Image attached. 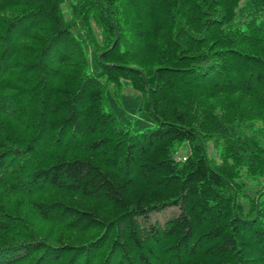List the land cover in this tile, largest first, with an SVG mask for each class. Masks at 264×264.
Returning <instances> with one entry per match:
<instances>
[{"label": "trees", "instance_id": "trees-1", "mask_svg": "<svg viewBox=\"0 0 264 264\" xmlns=\"http://www.w3.org/2000/svg\"><path fill=\"white\" fill-rule=\"evenodd\" d=\"M65 1L0 0V264H264V0Z\"/></svg>", "mask_w": 264, "mask_h": 264}, {"label": "rangeland", "instance_id": "rangeland-1", "mask_svg": "<svg viewBox=\"0 0 264 264\" xmlns=\"http://www.w3.org/2000/svg\"><path fill=\"white\" fill-rule=\"evenodd\" d=\"M82 0H66L64 3V13L66 18H72L73 14L77 11ZM74 34L80 38L85 39L87 34V28L83 25L82 21L79 22L73 28ZM85 48L88 53L89 59L92 57L91 49L92 46L85 42ZM91 62V68L96 69L97 64L93 60ZM108 97V108L113 110L119 121L130 127L133 132H142L155 126V121L152 116L146 114L141 110L142 106V95L136 92L129 80H123V90L120 97L115 96L111 89L107 90ZM189 151L188 143H184L178 153L180 157H183ZM208 153L211 157L218 158V150L213 146L212 142L208 145ZM176 208H167L156 214L157 217L164 218L167 215L174 212Z\"/></svg>", "mask_w": 264, "mask_h": 264}]
</instances>
